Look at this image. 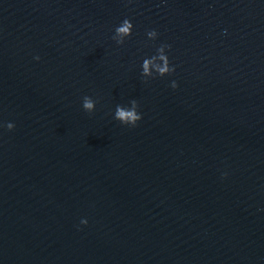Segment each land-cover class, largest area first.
<instances>
[{
  "label": "water",
  "instance_id": "1",
  "mask_svg": "<svg viewBox=\"0 0 264 264\" xmlns=\"http://www.w3.org/2000/svg\"><path fill=\"white\" fill-rule=\"evenodd\" d=\"M0 264H264V0H0Z\"/></svg>",
  "mask_w": 264,
  "mask_h": 264
},
{
  "label": "clouds",
  "instance_id": "2",
  "mask_svg": "<svg viewBox=\"0 0 264 264\" xmlns=\"http://www.w3.org/2000/svg\"><path fill=\"white\" fill-rule=\"evenodd\" d=\"M133 29H134V24L132 23V21L130 19L125 18L121 21L119 25H117L115 31H116V34L119 37H121V41H123V39L130 37L133 34ZM147 35L152 39H158L159 37L158 31L155 29L147 31ZM168 47L170 50V45H168ZM35 59L38 60L39 57H35ZM160 59H163V56H161ZM154 60H155V57H152V58L145 57L141 61V65L145 73H148L149 67L154 62ZM166 65H167L166 68L160 69L161 74H167V72L169 71L171 72L175 71V67L172 65V63H169L168 61H166ZM176 87H177V84L174 83L173 88H176ZM83 107L86 110L85 112L93 113L96 110L95 101L91 99L86 100ZM115 117L117 120L121 122V124L125 126H129V127L137 126L138 122H140L143 118L141 112L137 111L135 107L125 108V107H120V106H118L116 109ZM6 128L8 130H13L15 128V124L8 123L6 125ZM222 175L226 176L227 173H223ZM87 223H88L87 221H83V220L80 221V224L82 225H86Z\"/></svg>",
  "mask_w": 264,
  "mask_h": 264
}]
</instances>
